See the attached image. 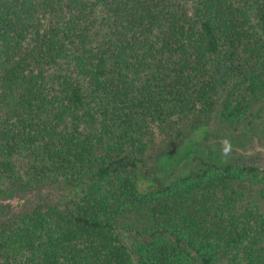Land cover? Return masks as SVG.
I'll return each mask as SVG.
<instances>
[{
  "label": "trees",
  "instance_id": "16d2710c",
  "mask_svg": "<svg viewBox=\"0 0 264 264\" xmlns=\"http://www.w3.org/2000/svg\"><path fill=\"white\" fill-rule=\"evenodd\" d=\"M261 106L264 0H0V264H264Z\"/></svg>",
  "mask_w": 264,
  "mask_h": 264
},
{
  "label": "rangeland",
  "instance_id": "374dc122",
  "mask_svg": "<svg viewBox=\"0 0 264 264\" xmlns=\"http://www.w3.org/2000/svg\"><path fill=\"white\" fill-rule=\"evenodd\" d=\"M257 111L256 116L252 120V124L248 126L247 130H240V133L245 132V142L242 145H230V151L227 156L224 155V141L225 139H219L217 144L220 143V151L218 155V162L224 164L229 159L232 161H242L244 164L250 166H257L264 168V107L255 109ZM255 114V112H254ZM239 128V127H238ZM173 129V128H172ZM165 133L156 137V141L152 148L149 150L148 155L156 156L159 153L168 151L173 147V140L177 137L178 129L167 130ZM177 141V140H176ZM264 211V200L257 199ZM2 204L9 203L8 200L2 201ZM16 203H19L17 201Z\"/></svg>",
  "mask_w": 264,
  "mask_h": 264
},
{
  "label": "clouds",
  "instance_id": "9594fccd",
  "mask_svg": "<svg viewBox=\"0 0 264 264\" xmlns=\"http://www.w3.org/2000/svg\"><path fill=\"white\" fill-rule=\"evenodd\" d=\"M224 155L227 156L229 151H230V145H229V142L227 140L224 141Z\"/></svg>",
  "mask_w": 264,
  "mask_h": 264
}]
</instances>
